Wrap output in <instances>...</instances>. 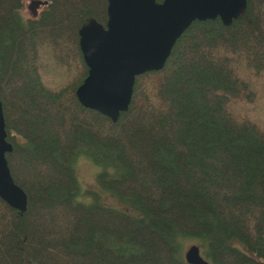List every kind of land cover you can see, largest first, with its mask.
Listing matches in <instances>:
<instances>
[{"label": "trees", "instance_id": "obj_1", "mask_svg": "<svg viewBox=\"0 0 264 264\" xmlns=\"http://www.w3.org/2000/svg\"><path fill=\"white\" fill-rule=\"evenodd\" d=\"M24 1L0 0L6 159L27 197L23 214L0 199V264H187V242L209 264H264V0L193 22L116 122L75 95L78 31L105 26L107 0H35L32 19Z\"/></svg>", "mask_w": 264, "mask_h": 264}, {"label": "water", "instance_id": "obj_2", "mask_svg": "<svg viewBox=\"0 0 264 264\" xmlns=\"http://www.w3.org/2000/svg\"><path fill=\"white\" fill-rule=\"evenodd\" d=\"M246 0H107L105 26L91 21L78 31L87 76L75 95L86 109L116 122L128 110L136 77L163 69L176 41L195 21L220 19L230 26L245 11ZM7 141L0 102V199L23 214L24 191L15 184L6 155ZM187 264H209L199 247L184 253Z\"/></svg>", "mask_w": 264, "mask_h": 264}, {"label": "rangeland", "instance_id": "obj_3", "mask_svg": "<svg viewBox=\"0 0 264 264\" xmlns=\"http://www.w3.org/2000/svg\"><path fill=\"white\" fill-rule=\"evenodd\" d=\"M35 2V0H25L24 4H23V9H22V14L24 17L32 19L35 16H37V14L40 11V8H38L37 6H33L31 5V3L33 4ZM263 101V100H262ZM262 101H260L259 103H257L256 108L259 110L261 103H263ZM76 173H77V177L79 179L80 182V186L83 190H95V191H99V188L97 187L96 184V176L98 173L101 172V168L95 166L91 161H89L88 159L85 158H81L78 160L76 166ZM83 201H88L86 198L83 199ZM103 203L110 205V206H115L116 203L113 199L104 196L103 195ZM184 251L183 254L186 252V250L191 246V245H195L193 242H187L184 244Z\"/></svg>", "mask_w": 264, "mask_h": 264}]
</instances>
